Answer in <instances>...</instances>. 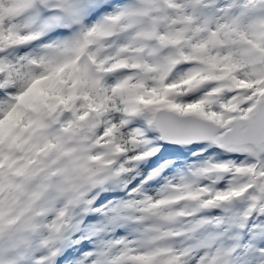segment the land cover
Here are the masks:
<instances>
[{"label": "snow or ice", "instance_id": "6c2138e0", "mask_svg": "<svg viewBox=\"0 0 264 264\" xmlns=\"http://www.w3.org/2000/svg\"><path fill=\"white\" fill-rule=\"evenodd\" d=\"M0 264H264V0H0Z\"/></svg>", "mask_w": 264, "mask_h": 264}]
</instances>
